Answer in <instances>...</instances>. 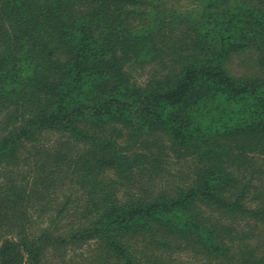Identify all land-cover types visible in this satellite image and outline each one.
I'll return each instance as SVG.
<instances>
[{
  "label": "trees",
  "instance_id": "1",
  "mask_svg": "<svg viewBox=\"0 0 264 264\" xmlns=\"http://www.w3.org/2000/svg\"><path fill=\"white\" fill-rule=\"evenodd\" d=\"M0 264H264V0H0Z\"/></svg>",
  "mask_w": 264,
  "mask_h": 264
},
{
  "label": "rangeland",
  "instance_id": "2",
  "mask_svg": "<svg viewBox=\"0 0 264 264\" xmlns=\"http://www.w3.org/2000/svg\"><path fill=\"white\" fill-rule=\"evenodd\" d=\"M239 66V65H238ZM236 68H238V67H236ZM241 71V70H240Z\"/></svg>",
  "mask_w": 264,
  "mask_h": 264
}]
</instances>
